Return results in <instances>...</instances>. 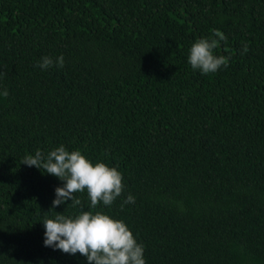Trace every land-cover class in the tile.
<instances>
[{"label":"trees","instance_id":"16d2710c","mask_svg":"<svg viewBox=\"0 0 264 264\" xmlns=\"http://www.w3.org/2000/svg\"><path fill=\"white\" fill-rule=\"evenodd\" d=\"M217 31L226 66L193 70L189 46ZM4 88L0 264H88L43 245L40 220L79 208H50L62 181L21 162L59 144L118 167L120 196L92 210L145 264H264V0H0Z\"/></svg>","mask_w":264,"mask_h":264},{"label":"clouds","instance_id":"9594fccd","mask_svg":"<svg viewBox=\"0 0 264 264\" xmlns=\"http://www.w3.org/2000/svg\"><path fill=\"white\" fill-rule=\"evenodd\" d=\"M225 39V35L219 31L213 37L195 39L187 55L191 68L207 74L216 72L222 65L226 66V58L213 53L217 42ZM63 64L62 54L55 58L42 55L36 61L41 70L52 66L62 67ZM7 95L6 88L0 89V96ZM21 162L43 169L62 181L54 188L50 208L69 200L74 208H79L73 214L56 211L54 215L40 220L44 228V246L70 255L79 253L88 264H145L144 245L137 241L126 222L102 209L92 210L96 209L98 203L110 206L120 196L124 185L118 167L102 160L93 161L80 149L69 150L64 144L55 146L47 153L36 150L33 154H25ZM85 191L87 210L80 207L79 197L74 196L76 192ZM134 200L135 197L129 193L120 206Z\"/></svg>","mask_w":264,"mask_h":264}]
</instances>
